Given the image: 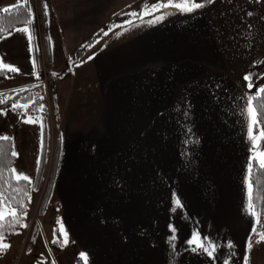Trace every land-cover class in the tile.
Wrapping results in <instances>:
<instances>
[{"label":"crops","instance_id":"0c3cea01","mask_svg":"<svg viewBox=\"0 0 264 264\" xmlns=\"http://www.w3.org/2000/svg\"><path fill=\"white\" fill-rule=\"evenodd\" d=\"M142 2H45L50 111L59 142L51 192L88 264H244L255 218L245 212L249 144L238 113L244 95L264 86V0H215L191 14L173 9L155 24H126L129 13L148 4ZM119 15L128 18L111 25ZM116 25L124 28L109 31ZM99 31L108 35L76 57ZM19 34L0 37L6 52L28 38ZM253 69L249 92L244 77ZM40 81L41 74L28 86ZM189 136L198 143L186 145ZM109 184L117 187L110 200ZM173 192L184 205L175 212ZM170 224L177 229L175 257ZM194 230L221 245L215 260L188 250ZM256 239L249 264H264V242Z\"/></svg>","mask_w":264,"mask_h":264},{"label":"snow or ice","instance_id":"6c2138e0","mask_svg":"<svg viewBox=\"0 0 264 264\" xmlns=\"http://www.w3.org/2000/svg\"><path fill=\"white\" fill-rule=\"evenodd\" d=\"M215 3V0H158L157 3L152 5H144L142 10L137 12H131L130 15L133 19L126 21L128 25H132L136 20H140L141 23L155 24L168 15L173 14L172 10L180 12L181 14H191L195 13L198 10H201L209 5ZM45 15H47V4L44 5ZM17 17L24 16L23 20H20L19 23L25 25V27L15 28L16 31H23L28 33L29 27H32V32L28 34L30 46L33 44L34 37L36 35L34 29V13L32 11L30 0H17L15 5L5 7L2 9L4 14L13 13ZM167 10V11H165ZM160 12V15H155V13ZM248 16H252V12L247 13ZM146 16H152V19L145 21ZM264 19V17H262ZM114 27L124 28V25L110 26L109 31H112ZM253 25L249 24L248 29H251ZM125 30H127L125 28ZM5 31L9 33L12 29H5L0 25V35ZM104 36L108 35V32L102 33ZM121 33L117 32L116 35L119 36ZM98 42V41H97ZM36 51H39L38 46ZM91 59V57H89ZM37 62L33 58V70L39 78L38 72H36ZM0 69H6L9 72H17L18 69L10 66L7 63H0ZM53 75H56L53 73ZM245 81H247V89L251 92V89L255 87L253 82L252 74L245 75ZM20 91H28V89H21ZM19 95V93H17ZM43 97H25L24 102L21 103L19 100L12 104V110L18 111V114L26 117L24 120L25 123H40L41 125V149H43V117L37 116L33 117L29 115V111H38L43 113L44 105L37 104V100H42ZM244 103L239 109V115L243 118L244 127L246 129V139L249 144V157L246 163V172L244 177L245 185V212L255 218L254 226L252 232L248 237L246 244L245 255L243 257L244 264H249V255L253 247V236H257L258 239L255 240V243L259 244L264 242V224L260 223L259 217L264 216V86L257 88V91L252 94H245L243 97ZM6 102V98H0V104ZM255 102V103H254ZM190 102L186 104V108L190 109ZM183 116L187 118L189 116V111L185 110ZM191 128H186V133H191ZM12 138L6 135H0V254L5 253L10 247V241L8 237L12 234H20L18 228H26L27 224L23 223L24 219L27 217V204L31 203V195L29 191H26L24 188L19 186H13L9 176L12 180L16 181L17 184L23 181L25 184L31 186L30 191H35V186L33 180L28 175H25L21 172H18L16 168L8 169V163L6 162V157L9 155L8 149L4 146L6 143L11 144ZM198 143V140L193 141L189 136L188 139H185L184 143L187 145L189 143ZM10 155L12 157L18 156V153L14 150V145H12ZM187 155V152L183 153ZM40 161H37V166L39 170ZM5 170L8 171V175L5 174ZM11 189V191H9ZM22 198L17 199V196ZM173 208L172 211L175 212L177 209L184 207L182 199L173 192ZM25 198L27 203H25ZM169 229L172 235L168 238V243L172 250L173 257L178 255L177 252V229L174 225H169ZM60 233V237L56 236V233ZM53 244H61L64 246L67 244V232L63 228V224H60V227L54 230ZM33 241L35 238L33 237ZM189 247L188 250L193 253L198 254H207L208 257L215 260L217 258V253L221 245L208 237L207 235H202L199 230H194L190 238L185 242ZM47 246V245H46ZM226 247L228 249H234V244L231 241H227ZM31 249H29V252ZM234 252H231L230 255H234ZM80 257L84 264H88V255L87 253H81ZM40 264H46V261L43 259L40 261ZM52 264H56L55 260H52ZM224 264H229V260L225 259Z\"/></svg>","mask_w":264,"mask_h":264},{"label":"rangeland","instance_id":"374dc122","mask_svg":"<svg viewBox=\"0 0 264 264\" xmlns=\"http://www.w3.org/2000/svg\"><path fill=\"white\" fill-rule=\"evenodd\" d=\"M11 1L13 2L9 6L17 2V0ZM145 1H148L147 5H149L157 0H143V2ZM7 2L8 0H0V6L2 3L5 4ZM31 2L34 17L38 19L40 16L38 4L42 3L44 5L47 0H31ZM38 23L39 21H37L34 27L36 35L31 46L27 38L26 41L16 42V45L13 46V52L8 53L4 48V39L0 38V63H7L18 69L17 72H11L10 75L0 78V98L7 99L13 96L14 93L31 85L30 83H32L33 77L36 76L33 70V58L37 62L36 72L42 75L47 74L48 66L45 60L43 44V39L46 37V34L42 33L43 31L37 26ZM31 32L32 29H29L27 36ZM17 34V36L20 35L19 31H17ZM37 46L39 51L36 53ZM1 73L0 71V76L2 75ZM45 91L44 101L47 108V158L44 163L45 169L38 188H35V191H30L31 203L28 205L27 217L23 222L27 224V227L19 230L18 232L20 234H12L8 237L11 247L5 253L0 254V264H40L42 259L46 261V264H52L53 259L56 264H78L77 258L82 253L80 239L75 237L68 223L62 217L57 196L55 197L54 193L51 192L52 188L49 194L47 193L50 180V165L54 150L57 146L59 147V143H57L58 132L53 124L54 119L50 111V82ZM11 106L0 107V135L9 136L13 140L14 150L18 153L13 168H16L18 172L28 175L34 180L41 149L40 123L36 125L35 123H25L24 120L26 117L18 114V111L12 110ZM107 189L110 200L112 196H115L117 187L115 184H109ZM61 223L67 232L68 242L64 246L59 244V250H57L52 246L53 233L54 230L60 227ZM57 235L62 239L59 232L56 233ZM33 237L35 241H33ZM29 249H31L30 252Z\"/></svg>","mask_w":264,"mask_h":264},{"label":"trees","instance_id":"16d2710c","mask_svg":"<svg viewBox=\"0 0 264 264\" xmlns=\"http://www.w3.org/2000/svg\"><path fill=\"white\" fill-rule=\"evenodd\" d=\"M30 3H31V6H32L31 0H30ZM38 7L40 9V16H39L38 19L37 18L34 19V25L33 26L35 27V24L37 23V21H39L37 26L40 27V30L43 31L42 33L46 34L45 33V31H46V15H45L44 5H42V3H41V4H38ZM14 12H15V10H13V13L4 14L2 12V10H0V25H2L5 29H12V31H13V30H15V28L25 27V25L19 23V21L23 20L25 17L24 16L17 17V15H15ZM127 18H128V16H126V15L116 16L110 22V24L112 25V24L120 23L121 21H124ZM29 29L31 30L32 27H29ZM8 33H9L8 31H5L2 35H0V37L6 35ZM100 34H102V32L99 31L97 34H95L89 40V42L87 44H85V46H83L81 49H79V51L76 52V57H78L80 55V53L82 52L84 47L89 46L95 40V38H97ZM46 42H47L46 41V37H44V39H43L44 52L46 51V45H45ZM36 53H37V51H36ZM0 71L2 72L1 73L2 75L0 76V78L8 76L11 73V72L7 71L6 69H0ZM252 72H254V69L249 71V73H251V74H252ZM23 89H28V91H18L16 93H14L13 96H11V97L6 99L5 103L0 104V107L11 106L13 103L17 102L18 100L21 103H23L25 97H30V96L43 97L42 100H37V104H43L44 105L43 113L38 112V111H32V110L29 111V115H34V116L38 115V116H42L43 117V149H40V152H39V159H38L40 161L39 170H38V167H37V169H36V177L33 180V184H34L35 188H38V186L40 185L41 176H42L43 171L45 169L44 163H45L46 158H47V154H46V149H47V146H46V144H47V136H46L47 108L45 106V101H44L45 99H44V92H43L42 84H38V85H35V86H28V87H25ZM17 93H19V95H17ZM57 143H59L58 139H57ZM12 145H13L12 140H11V144H7L6 143L4 145L9 151V155L5 158L6 162L8 163V169L13 168L14 162L16 160V157H12L10 155V151L13 150L12 149ZM40 145H41V143H40ZM58 155H59V147L57 146V148L54 150V155H53L52 162H51V165H50V177H49L50 180H49V184H48V188H47V193L48 194H49L50 189L52 188V186L54 184L55 173H56L57 165H58ZM5 174L8 175V171L7 170H5ZM8 178L10 179L11 183L13 184V186H19L21 188H24L26 191L30 192V187L31 186L25 184L23 181H21V182H19V184H17V182L12 180L10 176ZM9 191H11V189H9ZM20 198H22V194H21V196H17V199H20ZM25 203H27L26 198H25ZM28 205L29 204H27V210H28ZM260 218H264V216H260L259 219ZM21 229L22 228H18L17 231H19ZM57 237L59 238V235H57ZM52 246L55 249L59 250V244H53L52 243ZM77 263L78 264H82V261H81L80 258H77Z\"/></svg>","mask_w":264,"mask_h":264}]
</instances>
